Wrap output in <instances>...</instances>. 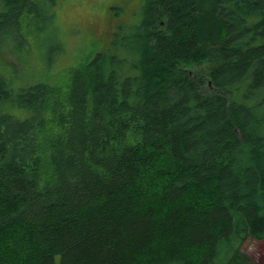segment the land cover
<instances>
[{
    "label": "trees",
    "instance_id": "trees-1",
    "mask_svg": "<svg viewBox=\"0 0 264 264\" xmlns=\"http://www.w3.org/2000/svg\"><path fill=\"white\" fill-rule=\"evenodd\" d=\"M0 1V264H256L264 0H143L63 84L17 89L35 6Z\"/></svg>",
    "mask_w": 264,
    "mask_h": 264
},
{
    "label": "rangeland",
    "instance_id": "rangeland-1",
    "mask_svg": "<svg viewBox=\"0 0 264 264\" xmlns=\"http://www.w3.org/2000/svg\"><path fill=\"white\" fill-rule=\"evenodd\" d=\"M33 3L34 9L27 13L28 44L16 36L5 46L4 59L21 63L17 64L21 71L14 81L15 89L34 83L63 84L69 68L97 53H105L122 28L139 23L143 0H33ZM5 11L4 2L0 1V14ZM255 102L247 101L250 105ZM262 109L264 113V104ZM243 251L256 264H264V241L249 239Z\"/></svg>",
    "mask_w": 264,
    "mask_h": 264
}]
</instances>
